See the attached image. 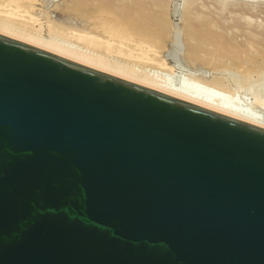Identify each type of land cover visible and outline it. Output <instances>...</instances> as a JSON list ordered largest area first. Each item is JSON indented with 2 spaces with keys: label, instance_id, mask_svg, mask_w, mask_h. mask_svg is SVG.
<instances>
[{
  "label": "water",
  "instance_id": "95a60500",
  "mask_svg": "<svg viewBox=\"0 0 264 264\" xmlns=\"http://www.w3.org/2000/svg\"><path fill=\"white\" fill-rule=\"evenodd\" d=\"M0 264H264V126L0 32Z\"/></svg>",
  "mask_w": 264,
  "mask_h": 264
},
{
  "label": "bare ground",
  "instance_id": "6f19581e",
  "mask_svg": "<svg viewBox=\"0 0 264 264\" xmlns=\"http://www.w3.org/2000/svg\"><path fill=\"white\" fill-rule=\"evenodd\" d=\"M225 2H220L221 9H225ZM166 3L167 0H70L66 6L67 10L69 8L71 11L82 12L86 23L88 20L90 24L87 27L75 25L68 27L52 17L45 21L48 14L43 18L45 23L47 22L44 25L39 18L42 14L37 17L32 13L36 0H0V32L181 99L264 126V111L253 107V104H258L264 108L262 92L261 94L255 92L253 104H247L239 99L238 90L231 85L232 81L228 83V80L226 82L224 76H221L224 73L220 76L212 75L210 79L209 76L205 78L197 72L186 75L162 57L160 49H163L168 32L166 31L168 27L164 23L165 11L168 8ZM199 3L198 0H191L186 7L187 10L189 8L193 11V14H187L186 18L189 19L188 35L195 38L187 56L190 59L198 57L201 47L204 44H211L212 49L220 52L216 55L220 57L216 59L219 63H224L226 57H239L240 52L234 50L229 37H223L216 31L218 28L214 18L196 12ZM247 17V20L251 18ZM256 54L264 55V51L258 50ZM227 59L226 61H229ZM234 61L231 60L229 65H235L232 64ZM243 66L245 72L242 69V73L245 77H251L254 72L258 75L264 72L263 70L260 72L262 67L257 64L254 55L250 56ZM236 85H239L240 90L242 85L238 83ZM243 95L244 93L241 96ZM243 97L245 98V95ZM258 105L256 107H259Z\"/></svg>",
  "mask_w": 264,
  "mask_h": 264
},
{
  "label": "rangeland",
  "instance_id": "374dc122",
  "mask_svg": "<svg viewBox=\"0 0 264 264\" xmlns=\"http://www.w3.org/2000/svg\"><path fill=\"white\" fill-rule=\"evenodd\" d=\"M190 1L191 0H167L166 8L167 7L168 8H167V11H165L166 19L164 23L168 27L166 28V31L168 32L164 40L165 43L163 42L164 44L162 46L163 49H160L161 51L160 54L162 55L163 58H165L167 62H169V64L175 65V67L177 68L179 72L186 74V75L192 74L193 72L195 73L197 72L198 75L202 74L201 76L204 75L203 77L205 78H208L209 76V79H210L212 75L220 76L221 74L224 73L221 76H224L225 81L227 82L228 80V83H231L232 81L231 85L234 86L232 87L239 91V93L237 91V95H239L238 96L239 99H241L242 101L244 100L243 102L247 104H253L254 94L256 93L259 94V92L261 94L262 92V94L264 95L263 93L264 92V72L259 75L257 72H254L255 74L252 75L251 73L249 75V76L252 75L251 77H245L243 75L244 73H242V69H243V72H245L244 70L245 68H243L244 62L247 63L249 57L254 55L255 60H257V64H259L260 68L262 67L260 72L262 70L264 71V64H263L264 55L256 54L258 53V50L264 51L263 50L264 49V0H251V1L250 0H198L200 1L199 3L200 6L196 10V12L199 13V15L203 14V15L213 17L215 20L214 22L217 24L218 29L215 28V30L217 29L216 31L218 32V34L220 35L222 34L221 36L226 37V38L229 37L228 39L232 41L234 50L238 51V53L240 52L239 57H237L239 59H237L236 57L235 58L233 57L224 58L223 61H225L226 64L225 62L224 63L217 62L216 59L220 57H216V55H218L220 52L218 51L216 52L214 48L212 49L213 45L211 44L210 45L204 44L201 47L200 49L201 51L199 50L200 56H199V53H198V57L196 56V57H193L192 59H190L187 56L195 40V38L193 39V37L192 38L189 37L188 35L189 30L187 29V25L189 21V19H186L187 14H193L192 13L193 11H191L189 8H188L189 10L188 11L186 8L188 4L190 3ZM69 2L70 0H36V4H35L34 9L32 10V13H35L34 15L37 17L38 15L42 14V17L39 16V18H40V21L44 23V25L47 24V22L45 23V21H47L48 18L52 17L53 19L58 20L60 23L65 24V26L68 25V27L74 26V25L77 27L89 26L90 22H88L87 20V23H86V18L85 16H83V14H81L82 12L79 13L78 11H73V10L71 11L69 8L67 10L66 6H67V3ZM220 2H225V6L227 8L225 7V9L224 8L221 9L219 7ZM55 5H56V8H55ZM185 10H187V12H185ZM45 12H48V13H45ZM211 12L214 15H212ZM47 14H48V17L44 21L43 18H45ZM215 14H217V16ZM244 15L248 16L247 18H249V16L251 18L247 20L246 16ZM188 16L190 17V15ZM217 19L219 21H217ZM250 19H253V21ZM230 20L232 21L230 22ZM256 20H257V23H256ZM46 31H47V28L45 26V32ZM254 34L258 36L255 37ZM251 36L254 38H251ZM235 40H236V43H234ZM234 44L236 47L234 46ZM260 56H262V58ZM226 59L229 61H226ZM231 60L233 61L235 60L232 64H235L236 67L235 65H229ZM181 73H179V76ZM238 79H240V81ZM242 79H244V81ZM237 83L242 85V87H240V90L238 87L239 85H236ZM243 93L246 99L243 97L244 95L241 96ZM249 97L250 99H248ZM257 105L253 104V107L256 108V110L264 111L263 107H261L260 105H258L259 107H256Z\"/></svg>",
  "mask_w": 264,
  "mask_h": 264
}]
</instances>
